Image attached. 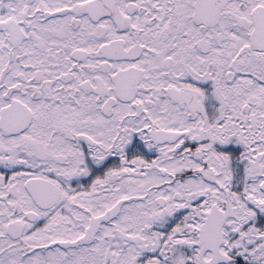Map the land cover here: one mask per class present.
I'll return each instance as SVG.
<instances>
[{
    "label": "snow or ice",
    "instance_id": "snow-or-ice-1",
    "mask_svg": "<svg viewBox=\"0 0 264 264\" xmlns=\"http://www.w3.org/2000/svg\"><path fill=\"white\" fill-rule=\"evenodd\" d=\"M0 264H264V0H0Z\"/></svg>",
    "mask_w": 264,
    "mask_h": 264
}]
</instances>
